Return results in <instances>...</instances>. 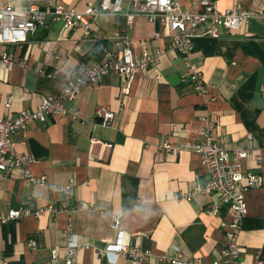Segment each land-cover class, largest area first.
<instances>
[{"label": "crops", "instance_id": "obj_1", "mask_svg": "<svg viewBox=\"0 0 264 264\" xmlns=\"http://www.w3.org/2000/svg\"><path fill=\"white\" fill-rule=\"evenodd\" d=\"M12 1L16 6L25 2ZM62 1L82 11L90 0ZM198 1L177 0L192 14L199 12ZM211 1L220 12H264V0ZM212 27L211 19L197 25L188 56L206 87L200 93L190 85L181 51L171 46L170 34L158 23L139 17L129 29L124 15H101L93 28L106 45L128 36L133 57L143 51L162 54L145 76L136 78L129 95L119 94L121 79L110 73L65 104L81 121L49 117L45 123L30 122L12 136L14 151L31 157L27 168L32 175H45L56 186L74 184L69 217L75 242L82 248L72 264H130L113 253H98L115 243L112 218L118 215L122 243L149 250L146 264H168L159 257L174 258L175 251L185 260L205 264L219 259L230 213L226 208L217 215L206 213L218 197L195 192L207 182L200 156L157 150L165 141L197 140V132L208 123L215 143L228 151L248 150L245 172L262 176L263 185L246 194L238 245L239 264H264V22L256 17L238 30L219 29L218 38L208 34ZM92 49L81 29L67 31L60 23L37 30L25 44L0 45V54L9 52L16 60L9 72L0 69V117L13 118L22 109L36 108L43 97L56 96L64 85L61 73L98 62ZM52 72L59 73L49 77ZM157 74L159 79L154 78ZM7 95L13 97L10 109L3 105ZM97 107L115 113L112 125L92 126L98 123ZM92 136L112 147H91ZM62 199V193L26 182L21 169L0 173V216L57 206ZM67 224L62 213L0 224V259L7 264H47L50 251L57 249L56 264H65ZM30 241L34 247H28Z\"/></svg>", "mask_w": 264, "mask_h": 264}, {"label": "built area", "instance_id": "obj_2", "mask_svg": "<svg viewBox=\"0 0 264 264\" xmlns=\"http://www.w3.org/2000/svg\"><path fill=\"white\" fill-rule=\"evenodd\" d=\"M199 12L185 11L177 0H90L82 11L66 5L62 0H43L39 4L36 0H25L16 6L12 0H0V45L14 46L27 42L28 36L41 28H46L49 23H60L67 31L81 29L85 41L93 45L92 54L98 62L92 65H81L79 68L61 73L64 85L61 91L53 97H43L34 109H22L13 118L0 117V173L9 169H21L26 182L47 186L49 190L63 194V199L58 205L49 204L34 211L12 210L6 216H0V224L8 221H17L27 217L39 218L45 215L55 216L64 214L68 224L65 232V264H72L82 248L74 239L69 214L74 196V184L69 182L65 186H56L47 180L45 175L34 176L28 170L32 162L31 157L18 154L14 151L12 136L26 130L30 122L45 123L49 117L66 119L71 122L81 121L80 114L67 108L66 103L76 100L82 89L95 87L101 83L103 77L115 73L121 79L119 94L129 95L132 86L139 76H145L147 70L155 63L162 52L155 51L142 54L135 58L130 50L128 36L116 37L112 45H106L93 28L94 22L101 15H124L127 27L130 29L136 18L144 17L149 23H158L161 29L171 36V46L181 51L182 59L190 71L189 82L196 92H204L206 87L199 68L188 62L192 50V39L196 36L198 24L211 19L213 27L208 34L218 38V30L234 31L247 25L253 18H260L264 22V12L239 11L230 9L218 11L211 0H199ZM159 38V33L155 34ZM120 48V49H119ZM16 60L9 52L0 54V69L9 72ZM25 66V62L21 63ZM59 72L49 73V77L56 76ZM44 76L43 71H39ZM159 79L160 75L154 77ZM13 101L11 95L4 98V108L10 109ZM94 118L98 123L92 126L108 127L115 119V113L106 107H97ZM213 125L208 123L197 132V140L171 143L165 141L157 145V150L164 154L178 155L181 152H192L200 156L201 169L207 176L204 187H197V193L216 195L217 201H211L206 207V213L217 215L226 208L230 215L225 226V232L219 250V259L212 264H239L240 249L238 236L241 221L246 215V194L263 185L260 174L246 173L243 163L248 155V150L236 149L228 151L214 142L211 131ZM91 147L103 145L110 149V144H102L97 137H90ZM187 197V196H185ZM177 198V197H175ZM121 217L112 218V229L117 232L115 243L108 244L98 250L100 256L113 253L117 257L128 259L130 264H146L150 257L149 250L128 247L122 243L120 231ZM28 247H34V241L28 242ZM86 247V246H85ZM174 258L159 257V261L168 264H205L201 259L185 260L175 251ZM57 249L50 251L47 264H56L59 261ZM0 264H7L0 259Z\"/></svg>", "mask_w": 264, "mask_h": 264}]
</instances>
